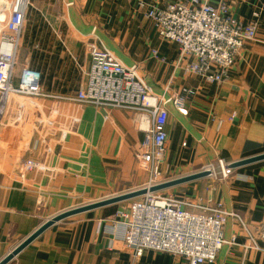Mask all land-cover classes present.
<instances>
[{"label":"crops","instance_id":"obj_1","mask_svg":"<svg viewBox=\"0 0 264 264\" xmlns=\"http://www.w3.org/2000/svg\"><path fill=\"white\" fill-rule=\"evenodd\" d=\"M155 7L189 0H144ZM213 6L216 0H208ZM73 4V5H72ZM137 0H31L17 55L15 84L28 67L42 75L45 97L10 96L0 117V263L43 224L86 205L142 189L149 174L138 163L145 134L136 114L75 103L86 85L90 47L137 66L151 92L166 99L192 90L183 110L172 103L162 180L199 173L218 162L232 166L264 154V0H240L231 15L248 24L260 14L256 42L248 43L222 84L188 72L189 58L162 40ZM154 52L157 54L155 55ZM1 100V95H0ZM42 168L20 176L24 161ZM221 204L252 231L264 222V161L233 168L226 180L207 177L160 191ZM139 199V198H137ZM134 201V200H131ZM131 201L59 222L9 264H187L168 253L127 250L116 213ZM226 245L214 264H264V242L246 250L236 220L224 230Z\"/></svg>","mask_w":264,"mask_h":264},{"label":"built area","instance_id":"obj_2","mask_svg":"<svg viewBox=\"0 0 264 264\" xmlns=\"http://www.w3.org/2000/svg\"><path fill=\"white\" fill-rule=\"evenodd\" d=\"M1 1L0 117L4 102L10 96L45 97L41 91L42 75L38 71L23 68L15 84L17 55L31 0ZM216 1L215 6L208 0H189L159 8L137 0L145 17L155 23L158 36L177 44L182 59L192 60L186 67L188 72L210 84H222L229 78L240 52L248 43L257 41L260 25L258 13L246 25L231 15V5L240 0ZM89 51L90 68L84 72L86 85L70 101L99 110L136 114L139 130L146 135L137 160L149 174V181L142 188L148 192L131 201L128 208L118 211L114 217V223L122 226L126 249L136 258L146 251H154L182 258L187 264H214L226 245H236V238L228 241L224 234L228 221L236 220L248 238L245 249L258 250V243L264 242V222L252 231L237 214L225 211L221 204L149 192L165 183L160 166L168 141L167 105L172 103L183 110L186 99L194 92L183 90L182 95L170 99L155 95L137 66L126 67L97 46H91ZM41 168L39 161L28 159L21 165L20 176L24 178ZM202 171L216 181L229 179L233 174L231 166L223 161L218 162V170L210 165Z\"/></svg>","mask_w":264,"mask_h":264},{"label":"water","instance_id":"obj_3","mask_svg":"<svg viewBox=\"0 0 264 264\" xmlns=\"http://www.w3.org/2000/svg\"><path fill=\"white\" fill-rule=\"evenodd\" d=\"M260 161H264V154L257 156V157H254V158L243 160V161L238 162L236 164H233L231 166V168L235 169V168H238L241 166L253 164L256 162H260ZM207 176H208V173H206V172L199 173V174H196L193 176H189L186 178H182L179 180H174L171 182L161 184L159 186H156V187L150 189L149 192H160V191L169 189V187L170 188L176 187V186H179V185H182V184H185L188 182H192V181H195V180L207 177ZM147 192H148V190H145V189L136 190L134 192L122 194V195L116 196L114 198L106 199V200H103L101 202L86 205V206L76 208L73 210H69V211L64 212L62 214H59V215L55 216L54 218H52L51 220L47 221L45 224H43L36 232H34L21 245H19V247H17L4 260H2L0 264H9L26 247H28L31 243H33L36 239H38L44 232H46L48 229H50L52 226H54L55 224H57L59 222H62L64 220L71 218V217H74V216H78L79 214H82V213H87L88 211H91V210H95V209H99V208H103V207H107V206H112V205H117L119 203L131 201V200H135V199L137 200V198L142 197L143 195L147 194Z\"/></svg>","mask_w":264,"mask_h":264},{"label":"bare ground","instance_id":"obj_4","mask_svg":"<svg viewBox=\"0 0 264 264\" xmlns=\"http://www.w3.org/2000/svg\"><path fill=\"white\" fill-rule=\"evenodd\" d=\"M3 4V2L0 0V5ZM0 20H3V16H0Z\"/></svg>","mask_w":264,"mask_h":264},{"label":"rangeland","instance_id":"obj_5","mask_svg":"<svg viewBox=\"0 0 264 264\" xmlns=\"http://www.w3.org/2000/svg\"><path fill=\"white\" fill-rule=\"evenodd\" d=\"M141 190V189H140ZM130 193V192H129ZM125 194H127V193H125ZM120 195H122V194H120Z\"/></svg>","mask_w":264,"mask_h":264}]
</instances>
